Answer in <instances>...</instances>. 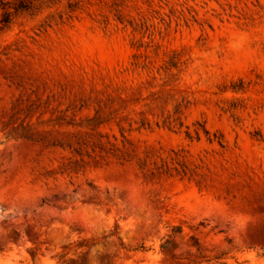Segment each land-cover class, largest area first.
I'll list each match as a JSON object with an SVG mask.
<instances>
[{
  "label": "rangeland",
  "instance_id": "obj_1",
  "mask_svg": "<svg viewBox=\"0 0 264 264\" xmlns=\"http://www.w3.org/2000/svg\"><path fill=\"white\" fill-rule=\"evenodd\" d=\"M0 264H264V0L0 31Z\"/></svg>",
  "mask_w": 264,
  "mask_h": 264
},
{
  "label": "trees",
  "instance_id": "obj_2",
  "mask_svg": "<svg viewBox=\"0 0 264 264\" xmlns=\"http://www.w3.org/2000/svg\"><path fill=\"white\" fill-rule=\"evenodd\" d=\"M61 2L62 0H0V31L11 28L15 19L22 14H37L45 7L52 8ZM76 3L69 1L66 12L49 13L42 26H50L58 17L63 20L66 13L71 15L78 8Z\"/></svg>",
  "mask_w": 264,
  "mask_h": 264
}]
</instances>
